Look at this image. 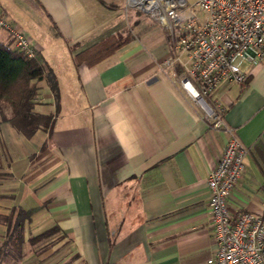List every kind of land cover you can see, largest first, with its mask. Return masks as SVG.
I'll use <instances>...</instances> for the list:
<instances>
[{
    "label": "crops",
    "instance_id": "obj_1",
    "mask_svg": "<svg viewBox=\"0 0 264 264\" xmlns=\"http://www.w3.org/2000/svg\"><path fill=\"white\" fill-rule=\"evenodd\" d=\"M33 2L1 0L0 13L42 57L32 112L48 123L29 138L0 125V216L34 209L24 239L57 229L38 245L54 243L38 251L45 264H206L216 246L205 179L227 136L180 89L179 64L161 67L183 57L128 0ZM108 38L127 41L98 52ZM241 70L244 83L208 98L247 151L229 215L264 217V65Z\"/></svg>",
    "mask_w": 264,
    "mask_h": 264
},
{
    "label": "built area",
    "instance_id": "obj_2",
    "mask_svg": "<svg viewBox=\"0 0 264 264\" xmlns=\"http://www.w3.org/2000/svg\"><path fill=\"white\" fill-rule=\"evenodd\" d=\"M145 13L169 39L178 56L177 83L199 109L206 127L227 136L214 168L205 179L207 212L216 251L206 264H264V217L241 212L231 218L226 200L241 179L246 149L223 119V109L208 95L221 84H241L243 64L264 65V0H128ZM195 6L201 16L181 15ZM192 12V11H191ZM0 31L7 46L27 58L38 52L28 35L0 13Z\"/></svg>",
    "mask_w": 264,
    "mask_h": 264
},
{
    "label": "trees",
    "instance_id": "obj_3",
    "mask_svg": "<svg viewBox=\"0 0 264 264\" xmlns=\"http://www.w3.org/2000/svg\"><path fill=\"white\" fill-rule=\"evenodd\" d=\"M23 1L28 6H34L33 0ZM126 41L127 39L115 41L113 38H108L99 45L98 52L104 50L105 47L116 49ZM74 60L77 63L81 58L76 56ZM44 71L43 60L39 52H36L32 58H27L10 49L6 43L0 42V125L7 124L23 137L29 138L40 126L48 123L47 118L32 112L35 98L33 83L43 78ZM3 107L9 110L6 116L2 113ZM34 213V209L18 208L10 211L6 218H0L4 221L6 234L1 247H10L18 254L22 244L26 243L31 248L36 247L57 232V229L53 228L24 239L26 225Z\"/></svg>",
    "mask_w": 264,
    "mask_h": 264
},
{
    "label": "rangeland",
    "instance_id": "obj_4",
    "mask_svg": "<svg viewBox=\"0 0 264 264\" xmlns=\"http://www.w3.org/2000/svg\"><path fill=\"white\" fill-rule=\"evenodd\" d=\"M1 1V0H0ZM187 5H192L194 3V0H186ZM192 11V12H191ZM191 11H189L188 9L181 15L182 18H187L190 15L194 14L197 16H201V12L195 7L192 6ZM9 21L10 18H8ZM13 23V21H11ZM20 24L24 25V27H29V25L24 21V20H19L18 21ZM15 25H17L16 23H14ZM156 24V23H155ZM157 25V24H156ZM23 32V28L20 27L19 25H17ZM149 26H152L151 23H149ZM29 37V36H28ZM8 216V214L6 215ZM6 216H0V218H6ZM0 229L3 230L2 232H0V264H45V261L43 262L42 260H38L36 257L38 256V251H43L46 249H50L51 246L54 244L51 241H47V243H45L42 246H36V247H29L26 243L22 244L20 251H19V256L17 253L14 252L13 249H11L10 247L6 248L5 247H1V243L4 242L5 239V224L4 221L2 219H0ZM29 233L25 234V238L27 239V237H29ZM58 249H56L55 251H57ZM58 253H62L61 251L57 252ZM55 254V256L57 255ZM49 264H55L56 262H54V259H50ZM62 264H66V261H63Z\"/></svg>",
    "mask_w": 264,
    "mask_h": 264
}]
</instances>
